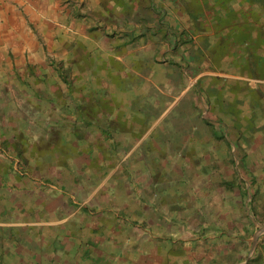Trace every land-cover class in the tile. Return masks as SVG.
<instances>
[{"label": "rangeland", "instance_id": "rangeland-1", "mask_svg": "<svg viewBox=\"0 0 264 264\" xmlns=\"http://www.w3.org/2000/svg\"><path fill=\"white\" fill-rule=\"evenodd\" d=\"M206 13L212 16L214 12ZM64 25L76 26L74 21ZM186 31L181 39L186 40L183 46L187 45L188 49L179 46L174 50L181 56L175 63L145 66V76L150 78L145 82L152 84L153 90L158 89L161 97L156 107L144 111L143 120L149 128L124 153L121 162L114 161L113 168L96 187L80 189L78 194L66 188V181L57 176L58 169L52 165L53 157L60 150L65 154L66 149L61 125L56 122L64 120L61 119L65 111L61 93L65 86L50 73L53 68L47 62V54L40 51L41 64H30L37 71V79L31 72L28 74V63L0 65V136H3L0 154L13 156L14 163L19 159L16 152L21 147L22 157L30 158V163L24 166V175L30 178L24 180V175L21 176L20 193L14 194V206L6 203L10 196L2 200L6 209L0 208V222H18V225L0 226V253L3 254L0 262L3 256L13 255L26 261L29 241L35 239L44 222L46 244L62 248V252L66 249L68 258L79 259L83 244L86 251L83 250L82 256L99 260L98 264H211L208 252L215 253V242L217 246L225 243L226 233L203 227L209 246L202 249L198 244L197 224L207 226L216 221L222 225L226 220L237 218L236 206H229L230 211L227 204L240 206L242 202L243 211L254 219L252 230L245 235L246 250L242 254L246 253L247 257L254 253L259 237L251 249L252 238L264 222L252 214L249 194L254 190L247 172L240 169V159L246 153L250 169L259 176L264 197V80L245 79L230 72L238 57L226 58L236 54V50L231 43H226L228 35L225 34L217 37V48L205 49L213 60L194 63L192 53L196 51L192 35L195 30ZM121 83L123 87L129 85L126 81ZM154 100L147 98L138 106L148 108ZM69 110L73 112V108ZM78 127L81 128L80 122L75 128ZM77 131L73 132L76 137ZM152 132L153 137L148 136ZM8 145H11L9 149ZM198 161L203 165L197 167ZM20 164L17 162V170L24 171ZM233 166L246 188L242 202L237 191L227 190L220 182L231 177ZM115 172H119V183L108 184L100 192L99 188ZM156 172L159 176L164 172L158 180V189L149 185ZM178 179L187 184L178 185ZM25 182L32 184L35 196L25 189ZM192 187L197 189L195 196ZM187 191L191 196L186 195L187 201L180 200L178 195ZM39 197L43 206L40 204L36 209ZM181 204L188 209L179 210ZM60 217H65V225L57 228L49 225ZM55 232L56 240L48 241L49 234ZM198 251L205 252V256ZM7 253L12 256L8 257Z\"/></svg>", "mask_w": 264, "mask_h": 264}, {"label": "crops", "instance_id": "crops-1", "mask_svg": "<svg viewBox=\"0 0 264 264\" xmlns=\"http://www.w3.org/2000/svg\"><path fill=\"white\" fill-rule=\"evenodd\" d=\"M247 1L0 0V65L4 62L10 65L41 64L43 52L48 56L49 65L55 60L64 61L66 64L69 48L75 45L89 50L95 63L101 64L104 60L113 64L118 62L123 66L124 76L134 75L146 81L150 78L145 76V66L175 63L181 56L175 54L174 50L179 46L188 49L187 45L183 46L186 40L181 39V36L187 32L186 30L193 29L195 30L192 35L193 48L196 51L192 53L194 63H206L205 59L213 60L209 50L205 49L207 47L213 51L217 48L215 47L216 42L218 43L217 37L225 34L228 35L226 43H231L236 50V54L228 55L226 58L232 60L238 57L235 67H231L230 72L233 71L232 73L245 79L264 80L249 77L240 72L243 68L239 69L247 63L242 54L246 47L243 44V34L248 30L259 33L260 27L264 25V6L258 1L251 0L249 3ZM206 12L214 13L211 16V13ZM197 13L199 15H196ZM202 16L205 18L201 19ZM67 21L69 23L74 21L77 27L72 25L66 27L64 23ZM178 33L181 34L178 36ZM50 73L54 79L59 80L53 69ZM35 75L32 77L37 79ZM65 92L66 88L61 96ZM2 137L0 136L1 139ZM12 159L13 156L0 154V208L3 209H6V204L3 206L2 200L10 196L11 199L6 203L13 204L14 194L20 193L18 191L20 178L23 177L24 180L30 178L26 175L20 177V172L16 168L18 160L13 163ZM16 172L18 174H15ZM31 187L32 184L25 182V189L35 196V189ZM132 207L134 209L136 206ZM57 220L50 222L49 225L53 224L57 228L66 223L65 217ZM17 223L0 222V226L13 227L18 225ZM41 223L45 225L44 222ZM44 225L37 231L35 239L28 240L26 261L14 255H11L12 258L7 253L12 259L3 256L0 264H98L99 260L92 261L82 256L86 248L85 245L82 246L83 244L80 246L79 259L68 258L66 249L62 252L60 250L62 248H55L50 243L47 245ZM56 235V232L49 234L48 241L56 240ZM2 255L0 253V257ZM93 257L97 256L93 254Z\"/></svg>", "mask_w": 264, "mask_h": 264}, {"label": "trees", "instance_id": "trees-1", "mask_svg": "<svg viewBox=\"0 0 264 264\" xmlns=\"http://www.w3.org/2000/svg\"><path fill=\"white\" fill-rule=\"evenodd\" d=\"M253 1H258L264 6V0ZM243 44L246 47L243 49L242 54L247 63L242 66L243 70L240 72L249 77L253 76L252 78H264V25L260 27L259 33L248 30L246 34H243ZM251 45L252 47H250ZM89 53V50L73 45L69 48V58L66 64H64V61L58 60L50 64L59 81L66 88L61 103L65 110L64 117L61 116V119L64 120L56 121L61 125L60 133L64 144H66V146L64 145L66 149L65 154L60 150L58 155L53 157L54 162H52V165L54 164L58 169L56 171L57 176L60 175L66 181V188L68 186L76 194L81 191L80 189L86 190L96 187L109 173V170L113 168L114 161L121 162L124 153L149 128V125H146L148 122L143 120L144 111L156 107L161 98L158 89L153 90L154 86L149 82L138 79L134 75L124 76L122 73L123 66L118 62L113 64L104 60L101 64L95 63ZM252 70L257 71L253 73ZM28 71L31 72V75L37 73L32 65L28 66ZM122 81L128 82L129 85L123 87ZM150 96L153 100L155 99L152 105H148V108L138 106V103H143L147 98H151ZM71 108H73V112L69 110ZM78 122H80L81 128L78 127L77 129L75 127ZM76 130H78L77 137L73 133ZM153 135L152 132L148 136L153 137ZM10 146L8 145L6 148L9 149ZM226 146L229 147L228 143ZM17 151L18 163H21L20 166H23L21 169L24 170L19 171L21 177L25 173L24 166L30 163V158L22 157L24 152L21 147H18ZM243 155V159H240V169L247 172L250 187H253L254 190L253 193L250 192L249 194L252 202L251 211L255 218H259L264 222V197H262L260 191L259 176L250 169L246 161V153H243ZM122 163L125 164V161H122ZM196 163L197 167L203 165L201 161ZM163 174L164 172L159 176V172L154 173L149 185L158 189V180L163 177ZM229 175H231L229 179L220 182L227 190L237 191L238 199L242 202L246 196L244 182L234 166ZM119 177V172L113 173L99 188L100 192L106 186L108 187V184L119 183ZM73 181L79 182V185ZM185 184H187L185 181L178 179V185ZM192 190L195 196L197 189L192 187ZM186 195L191 196L187 191L179 194L178 197L180 200L187 201ZM254 195H257L255 200ZM38 199L40 202L36 209L40 207V204L43 206V200L40 197ZM242 203L240 206L237 203L227 204L230 211L231 207L229 206H236L239 211L237 218L233 217L232 220H226L222 225L217 224L216 221L209 222L210 225L207 226L203 223L197 224L200 229L198 244L203 246L202 249L209 241L203 227L208 231L218 229V232L221 230L226 233V236L225 234L224 236L227 238V242L225 241L223 245L219 244L218 246L215 242L217 248L215 253L208 252L212 257L211 264H264V233L259 236L258 244L251 256L246 257V253L242 254L246 250L245 235L250 233L254 222L253 217L243 211ZM201 204L203 205V202ZM178 208L181 211H186L188 206L181 204ZM183 213L184 215L188 214ZM206 249L209 248L206 247ZM198 253L205 256V252L198 251Z\"/></svg>", "mask_w": 264, "mask_h": 264}, {"label": "water", "instance_id": "water-1", "mask_svg": "<svg viewBox=\"0 0 264 264\" xmlns=\"http://www.w3.org/2000/svg\"><path fill=\"white\" fill-rule=\"evenodd\" d=\"M262 233H264V226L263 227H260L258 230L255 231V233L253 235V238H252V247H251V249L254 247L255 242L258 239L259 235L262 234Z\"/></svg>", "mask_w": 264, "mask_h": 264}]
</instances>
